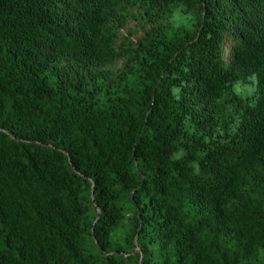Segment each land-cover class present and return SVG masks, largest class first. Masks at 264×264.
Returning a JSON list of instances; mask_svg holds the SVG:
<instances>
[{"label":"trees","instance_id":"1","mask_svg":"<svg viewBox=\"0 0 264 264\" xmlns=\"http://www.w3.org/2000/svg\"><path fill=\"white\" fill-rule=\"evenodd\" d=\"M0 264H264V0H0Z\"/></svg>","mask_w":264,"mask_h":264}]
</instances>
